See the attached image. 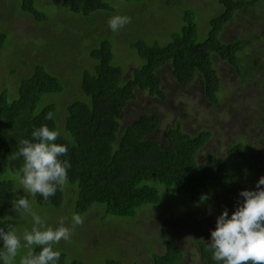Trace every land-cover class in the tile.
Returning <instances> with one entry per match:
<instances>
[{
  "label": "trees",
  "instance_id": "16d2710c",
  "mask_svg": "<svg viewBox=\"0 0 264 264\" xmlns=\"http://www.w3.org/2000/svg\"><path fill=\"white\" fill-rule=\"evenodd\" d=\"M110 3L112 6L103 0H0V53L10 56L11 62L17 56V61L30 66L21 74L11 69L9 81L0 87V229H15L21 237L32 226L31 215L13 208V201L21 197L29 200L32 210L49 227L57 214H79L83 224L74 230L84 231V236L78 235L82 244H77L82 252L69 255L60 249L61 240L53 246L60 252L57 264H124L122 254L127 244L120 243L118 228L143 209L159 211L172 189L161 188V195L158 184L176 189L170 199L180 205L179 216L195 214L194 233L202 221L199 212L205 206L217 207L220 214L226 208L231 216L243 202L240 192L253 187V171L249 170V162L245 164L250 157L246 143L234 142L225 157L220 152H205L214 136L213 129L192 134L182 128L179 119L159 140V112H139L129 118L127 109L143 94L168 100L161 75L164 67L183 88L200 81L205 99L218 104L222 78L213 65V55L231 65L240 82L250 83L254 76L264 85V55H248L251 44L244 34L241 40L232 42L220 38L223 29L239 17L257 11L262 17L264 0H211L214 9L202 18L208 23L206 30L184 0ZM115 3H119L120 12L105 13L117 9ZM132 3H136L139 24L135 30L134 13L122 9V5L130 7ZM151 5L161 8L164 16H150ZM51 6L55 11L50 10ZM58 13L64 16L63 24L57 21ZM17 14L31 17L37 29L43 23L61 26L56 33L46 30L49 39L43 42L36 38V32V45L22 43L15 39L12 28ZM116 15L130 17L131 22L113 32L108 21ZM254 37L258 45H264V31ZM31 47H36V54L34 59L26 60L31 57ZM118 52L132 55L137 61L125 66ZM56 54L69 65L68 71L55 70ZM259 111L264 116V104ZM49 112L54 119H45ZM44 125L60 131L56 143L68 147L61 160L71 164L67 185L63 190L58 188L47 201L40 194L33 196L24 191L18 179L22 176L23 157L13 159L20 141H32V132ZM201 154L204 163L199 162ZM243 164L248 170L246 175L239 172ZM90 210L94 215L89 217ZM161 243L164 252L153 253L149 262L132 259L127 264H180L184 260L176 239L166 235ZM210 243L198 241L201 260L204 264H222L213 259ZM40 250L34 246L30 252L38 254Z\"/></svg>",
  "mask_w": 264,
  "mask_h": 264
},
{
  "label": "rangeland",
  "instance_id": "374dc122",
  "mask_svg": "<svg viewBox=\"0 0 264 264\" xmlns=\"http://www.w3.org/2000/svg\"><path fill=\"white\" fill-rule=\"evenodd\" d=\"M103 1L112 6V3H110L111 0ZM184 1L189 8L196 12L200 24L203 25V29L206 30L208 23H203L202 18L204 16H209L214 9L211 0ZM115 4L117 9L112 8L110 12L105 13L112 15L114 12H120L118 10L120 8L119 3ZM135 4L136 3H132L130 7L122 5V9L128 11L127 13H134L133 30L137 28L139 29V24L136 19V10L134 9ZM50 10L55 11V8L51 6ZM257 12L255 15L251 14V16L239 17L236 24H230L228 29H226L230 33L232 32L233 35L239 31L248 38L249 43L251 44V47L248 50L249 56L264 55V45H258L256 37H254L260 36L264 31V14L259 18L258 14L262 13L258 12L257 14ZM152 13L157 17L164 16L162 9L156 5H151L149 10L150 16H152ZM138 20L141 21L139 17ZM179 20L180 17L175 21L178 23ZM57 21L62 22L60 24H63L64 16L62 13H58ZM58 27L55 24L52 27L49 23H43L40 29H37V26H34L31 17L20 14L14 16L12 26L15 34L14 37L17 41H21L22 43H34V45H36V43L33 34L38 32L36 38L43 42L45 39H49L48 35L45 34V31L47 30L56 33ZM141 33L144 32L142 31ZM39 34H42L41 38L39 37ZM86 41L87 38L83 40L84 43H86ZM118 43L120 47L121 42L119 41ZM35 50L36 47H31V52L29 54L31 57H26L24 59H34L36 54ZM11 54L16 56V53L12 52ZM118 55L120 56L119 59L122 64L125 66H133L134 62L137 61L132 55L128 56L123 52H118ZM57 57H59V54H56L53 58L57 61V63H53L54 68H56L55 70L58 72L61 70L64 72L68 71L69 65L61 62ZM76 57L79 58L80 55L78 54ZM262 60L264 61V57ZM22 61L23 60L17 61L16 56V61L11 62L10 56L6 53H0V87L3 86V82L6 83L9 81L11 69H17L18 74L25 73L29 70L30 66H25L22 64ZM216 68L219 70L217 71L220 72L219 74L222 78V92L218 104L210 103L205 99L200 81H196L190 87L183 88L173 79L168 69L164 67L161 71V75L164 79V87L167 91L168 100L163 102L143 94L134 104H131L127 109V113L129 118H133L135 114L139 112H148L152 110L159 112L161 114L162 122L160 130L156 135V138L159 140H162L166 128L172 125L177 119L180 120L182 128L192 134L201 129L212 128L214 136L210 143L205 146V152H222V150L230 148V145L237 141L250 145V157L245 164L247 162L250 163L249 168L251 169L249 170L253 171L254 176V182L252 183L253 187L249 190H256L257 182L261 177H264V151L262 152V145L258 141V138L262 136L259 133L264 132V116H261L262 113L259 111L264 104V85H262L254 76L251 77L250 83L240 82L237 72L232 70L228 65L226 66L225 64L219 63L216 64ZM74 71L75 67L71 69V72L74 73ZM232 75H234L235 78H233ZM12 76L14 78L16 75ZM261 79L264 80V76H262ZM258 156L260 157L259 160H257ZM204 161V154H201L199 156V162L204 163ZM255 164L256 166L253 168V165ZM244 167V164L241 165V171H238L241 174L246 175L248 170ZM158 186L161 195V188L172 189L170 195L167 193L169 200H164L159 211L147 208L143 209L139 212L136 218L131 219V221H124L118 228L117 237L119 238L120 243L124 242L127 244L125 253L122 254L123 263L127 264L129 261H132V259L149 262L153 253L164 252L161 240L164 236L170 235V237L177 240L178 248L184 253V260L180 264H204L200 257L198 241L200 239L211 240V232L216 228L217 217L222 213L220 214V210H218L217 207H211L209 205L205 206V208L199 212L202 221L197 228V232L194 233V228L197 225L195 214H187L184 217H182L183 215L179 216L178 209L180 208V205H178L176 201L170 199L173 195L171 193H175L176 189L174 187L168 188L159 184ZM261 187L264 188V186ZM185 213V211L182 212V214ZM92 215H94V212L90 210L89 217ZM72 217L73 214H71V212H66L62 215L57 214L54 218L55 220L52 227H59L61 218H64V226L71 229L73 225ZM161 217L162 219H160ZM31 220L33 221L32 217ZM33 226L34 221L32 222V226L27 227L26 229L31 231L30 229H32ZM24 231L21 233V238L23 237ZM102 232H104V229ZM78 235L84 236L82 228L77 232L73 229L70 240L67 242L62 240L61 248H59L68 251L69 255H77L78 252L80 254L82 251L77 244H82L83 240L81 241ZM21 245V249L19 250L13 264H19L20 259L26 256L34 247L26 246V242L23 241V239L21 240Z\"/></svg>",
  "mask_w": 264,
  "mask_h": 264
},
{
  "label": "clouds",
  "instance_id": "9594fccd",
  "mask_svg": "<svg viewBox=\"0 0 264 264\" xmlns=\"http://www.w3.org/2000/svg\"><path fill=\"white\" fill-rule=\"evenodd\" d=\"M130 22V17L116 15L109 19L108 25L113 32H118ZM45 119H54V114L47 113ZM60 136V131L52 130L47 125L41 126L32 132V141H20L21 147L13 156V159L23 157L22 176H18V179L24 191L33 196L40 194L45 201L54 196L58 188L63 190L69 179L71 164L68 160H61L62 156L67 155L68 147L56 143ZM261 186H264V177L257 182L256 190L240 192L243 202L230 217L226 208L217 217L210 243L215 261L222 264H264V188ZM12 205L17 213L23 210L33 218V228L23 233L26 246H39L41 249L38 254L29 252L20 259L19 264H57L60 252L54 250L53 246L61 240L69 241L72 230L83 224V218L74 214L71 229L64 226V218H61L60 226L53 228L47 226L32 210L26 197L13 201ZM0 240L3 242L0 259L3 264H13L22 246L21 237L15 229H0Z\"/></svg>",
  "mask_w": 264,
  "mask_h": 264
},
{
  "label": "flooded vegetation",
  "instance_id": "af4514ba",
  "mask_svg": "<svg viewBox=\"0 0 264 264\" xmlns=\"http://www.w3.org/2000/svg\"><path fill=\"white\" fill-rule=\"evenodd\" d=\"M238 21V20H237ZM237 21L235 22V23H232L233 25L234 24H236L237 23ZM231 24V25H232ZM228 27H229V24L223 29V31H222V33L220 34V38H221V40L222 41H224V42H232V41H237V40H241V38H242V34L238 31L236 34H232V32L230 33L228 30H226V29H228ZM249 41V40H248ZM248 43V42H247ZM249 50V49H248ZM212 61H213V65L215 66V68H216V64H225L226 66L228 65L220 56H218V55H213L212 56ZM229 67L231 66V65H228ZM231 68V67H230ZM217 69V68H216ZM232 69V68H231ZM218 70V69H217ZM219 71V70H218ZM220 73V72H219ZM233 76V78H235V76L234 75H232ZM263 120H264V117H263ZM185 130V129H184ZM259 134H261L262 136H260L259 138H258V141L261 143V145H262V148H261V150H262V152L264 151V132H260ZM210 143V142H209ZM208 143V144H209ZM249 147H250V149H249V152H251V146L250 145H248ZM221 153V155H224L223 157H225L226 155H227V153H228V149L226 148V150L225 151H223L222 150V152H220ZM260 159V157L258 156V158H257V160H259ZM256 166V165H255Z\"/></svg>",
  "mask_w": 264,
  "mask_h": 264
}]
</instances>
